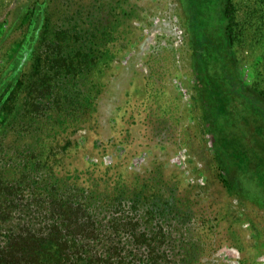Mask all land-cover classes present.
<instances>
[{"label":"rangeland","instance_id":"1","mask_svg":"<svg viewBox=\"0 0 264 264\" xmlns=\"http://www.w3.org/2000/svg\"><path fill=\"white\" fill-rule=\"evenodd\" d=\"M202 3L208 37L232 34L228 54L238 81L264 97V0ZM188 4L0 0V188H24L18 196L23 206L8 210L9 222L2 220V244L10 234L41 228L40 203L27 189L37 188L29 182L38 175H79L77 184L89 188L83 173L97 176L107 168L126 184L115 202H129L133 220L146 228L147 250L139 234L130 246L133 264H264V124L233 100L229 108L241 110L236 136L219 135L196 69ZM47 16L53 27L97 31L90 40L103 54L100 63L67 75L75 104L79 96H96L95 123L86 125L92 131L50 133L29 121L6 125L4 107H24V93L4 103L17 79L36 78L32 59ZM41 49L51 52L45 44ZM207 55L218 76L214 53ZM25 157L40 164L38 174L30 166L23 178Z\"/></svg>","mask_w":264,"mask_h":264},{"label":"trees","instance_id":"2","mask_svg":"<svg viewBox=\"0 0 264 264\" xmlns=\"http://www.w3.org/2000/svg\"><path fill=\"white\" fill-rule=\"evenodd\" d=\"M188 1L196 69L218 124L219 135L223 138L225 133L227 137L236 136L235 122L241 110L238 112L229 108L233 100H239L249 115L264 124V97L254 94L238 81L234 62L228 54L232 34L221 33L216 39L208 37L202 0ZM229 6L228 10L231 8ZM50 26L47 16L43 20L38 48L32 59L31 68L36 78L23 81V76H20L14 85L15 90L6 97L4 103L24 93L22 111L15 110L12 104L4 107V119L8 118L6 125L17 123L16 127H21L26 121H29V125L39 122L42 125L40 129L49 127L50 133H58L61 129L75 130L95 121L93 114L96 112V96L89 93L82 98L79 96L80 104H75L77 98H72L68 89L70 82L67 75L87 71V67H97L100 63L103 54L92 48L90 40L97 36V31L86 33L77 25L66 28ZM41 44H45L51 52H44ZM209 51L217 59L218 76L209 70ZM68 62L77 67L71 68ZM87 128L89 131L93 129L92 126ZM30 159L23 158V178H26L27 169H32L30 166L35 169H32L35 174L41 169L40 164H30ZM108 171L106 168L97 176L90 171L83 173L91 180L89 188L77 184L79 175H68L72 178L69 182L68 176H59L57 171L49 175L40 174L29 182L32 187H37L27 189L32 191L40 203L41 228L23 230L14 236L10 234L4 244L0 241V261L15 259L24 264H133L130 246L139 234L136 237L138 244L147 250L146 228L143 227V221L133 220L129 202H115L117 192L126 184L124 181L119 183L116 177L108 175ZM22 183L29 184L25 180ZM100 186L103 188H98ZM23 189L14 188L13 185L0 188V226L2 220L10 221L9 209L23 206L19 203L22 198L18 199ZM0 231L4 230L0 227Z\"/></svg>","mask_w":264,"mask_h":264}]
</instances>
